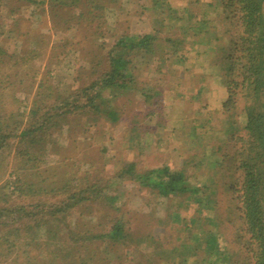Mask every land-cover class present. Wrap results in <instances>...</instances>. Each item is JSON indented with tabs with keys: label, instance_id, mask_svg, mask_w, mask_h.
Instances as JSON below:
<instances>
[{
	"label": "rangeland",
	"instance_id": "obj_1",
	"mask_svg": "<svg viewBox=\"0 0 264 264\" xmlns=\"http://www.w3.org/2000/svg\"><path fill=\"white\" fill-rule=\"evenodd\" d=\"M53 1L0 0V61H7L8 54L25 53L32 48L35 54L20 73V77L29 78L26 84L17 83L16 66L0 64V117L6 111L7 119L18 121L12 124L18 129L9 132L15 137L6 138L12 147H3L0 153L7 162L0 183L15 177L11 171L19 159L15 152L21 141L18 132L30 125L29 107L37 99L42 104V120L49 125L44 131L47 137L33 150L42 161L41 167H46L49 177L56 180L53 194L44 200H25L23 211L29 216L24 218L31 226L0 244V264H146V260L147 264H251L249 246L253 245L233 190L238 170L231 156L239 143L235 144V136H231L233 126L226 125L239 118L244 93L235 95L237 112L233 116H227L224 107L232 89L228 67L234 53L224 44L222 47V42H227L232 34L224 29L223 24H228L226 15L225 22L221 17L223 11L231 14L226 10V1L76 0L74 6L63 12L65 26L68 24L69 28H61V21L57 25L59 18L53 21ZM203 9L210 19L209 31L218 39L195 43L189 29L185 38L192 42L184 40L178 47L163 40L156 55L138 59L131 66L139 81L136 87L112 93L100 90L108 98L105 105L114 110L115 119L82 112L69 117L71 109L55 115L53 121V116L49 119L48 115L54 113L47 108L50 104L59 113L62 102L76 100L82 104L86 95L99 88L97 84L87 93L82 92L106 68L107 53L118 34H141L158 28V37L169 33L172 37L184 24L174 16L187 14V22L191 23ZM159 18H165V25L158 26ZM95 33L99 36L97 42L89 41L88 36L94 37ZM173 50L176 54H172ZM49 61H59L57 70H51L53 63L48 65ZM41 78L44 86L53 82L58 89L57 98L45 93L40 98L36 94L37 90L42 92V87L38 89ZM147 93L150 96L146 98ZM260 108L264 111V99ZM223 124L228 126L225 134ZM0 125L4 126L0 135L11 126L5 121ZM129 162L135 165L133 172L163 166L180 169L187 183L198 188V196L206 195L211 206L201 208L193 202L185 211L179 203L187 200L186 195L165 197L149 192L133 179L132 173L121 171ZM72 166L80 172L89 168L93 176H101L103 196L96 195L90 202L88 191H83L86 185L97 184L94 177L73 179L66 187H58L57 179L63 183L62 172H69ZM73 194L75 205L52 215L58 209L54 201L62 196L68 200ZM18 203L11 200L9 206ZM5 205L1 200L0 207ZM178 213L177 220L171 218V214ZM188 214L218 223L220 251L212 255L199 252L186 262L160 256V252L185 240L196 228L208 227V221L203 220L200 227L199 223L195 227L190 223L183 229L180 222H191ZM118 220L123 223L122 239L112 242L107 236L98 237ZM196 236L194 232L192 238ZM202 240L203 237L195 240L194 246H200Z\"/></svg>",
	"mask_w": 264,
	"mask_h": 264
},
{
	"label": "trees",
	"instance_id": "obj_2",
	"mask_svg": "<svg viewBox=\"0 0 264 264\" xmlns=\"http://www.w3.org/2000/svg\"><path fill=\"white\" fill-rule=\"evenodd\" d=\"M225 1L226 10L231 14H224L223 11L221 17L222 21L225 22L224 16L226 15L228 24H223L224 29L226 33L232 34L227 42H222V47L224 44L227 49L234 51V53L230 55L232 63L228 67L232 89L230 88V95L226 102L224 101L227 116H233V114L237 112V99L235 95L237 93H244L245 96L238 114L239 118L226 124L233 126L231 136H235V144L239 143L238 148L235 150V154L231 156L235 159L236 169L238 170L233 190L237 193L240 215L244 221L245 230L249 234L250 243L253 245V247L249 246L251 264H264V111L260 108L261 100L264 99V0ZM75 3L76 0H54L51 4V9L54 13L53 21L59 18L57 25L61 24V21L63 23L61 28L62 26H64V28H69L68 24L65 26V22L67 21H65L63 12H67ZM166 8L168 9L167 14L170 13L169 6H166ZM161 13H164V11L161 10ZM200 13L201 15L196 20H192L191 23L187 22V14L185 16H174L173 18L175 20H179L184 24H181L179 28L180 31L174 32L172 37L170 33L169 35L165 34L164 36L158 37V28H155L156 31L151 30L141 34L132 35L128 32L118 34L107 53L106 68L99 72L100 76L97 80L95 79L93 82L85 85L82 92L87 93V90H91L92 87L97 84H99V88L90 96L86 95L82 104H79L76 100L62 102L59 106V113H56L55 111L57 108H54V105L50 104L47 108L54 111V113L48 115L49 119L53 116V118H51V121H53L55 115H63V113L69 111L67 109L73 111L71 112L72 114L70 113L71 115H69V117L75 114L78 115V112H82L88 115L102 114V116H105L107 119L109 117L115 119L116 115L114 110L105 105V103L109 101L108 98L102 96L100 90L107 89L109 93H112L114 90L123 92L124 90H132L133 87H136L134 85L135 83L138 85L139 81L131 66L136 65L138 59L143 60L144 58H150L156 55L163 40L171 41L174 45L179 47L184 40H187L185 35L189 29L193 32L192 41L195 43H200L209 38L214 40L218 39L213 31H209L208 25L210 24V19L207 18L206 10L203 9ZM163 20H165V18L156 19L158 26H161ZM153 21H155V19H153ZM53 28H55V30L58 29L56 26ZM98 38L99 36L96 33L94 37L88 36L89 41ZM192 41L190 40L188 42ZM95 42H97V40H95ZM52 48H54V45ZM33 49L34 48L25 53L8 54L7 61H0V64L4 63L3 65H7L5 63H8L11 68H15L16 66L15 74L19 76V78H17V83L19 81L22 83L25 82V84L29 82V78L20 77V73L26 61L35 55ZM86 51L92 50L87 49ZM173 51L172 54H176V52ZM2 52L3 48H0V53ZM51 63H53L51 70H57L59 61H49L48 65ZM10 75L11 77H16L14 74ZM48 78L50 79L49 75ZM41 87L42 92L38 90L36 92L37 95H40V98L43 97L44 93L48 97H54L55 95V98H57L58 89L53 85V82L44 86V80L41 78L38 83V89ZM144 96L147 98L150 95L147 93L144 94ZM63 104L65 107H63ZM41 105L38 99L32 102L29 107L30 118L28 121L30 125L26 124L18 132V134L21 135V141L16 145L17 150L15 152L19 155V159L15 161V167L11 171V174L15 177L9 180V182L3 180L0 183V201L6 202L4 207H0V244L8 237L16 236L19 230L31 226V224L27 222L28 218H24L29 216L26 215L28 213L23 211L25 209V200H27V202L44 200L47 195L53 194L52 192L55 189L56 180L54 182V180L49 177L46 167H41L42 161L39 155L33 150L34 146H36L39 141L47 137V132L44 131L49 123L47 124L46 121L43 122L42 120V114L39 113ZM43 107H45V104H43ZM62 107L66 110L62 109ZM2 114L6 115L2 116V118L0 117V123L5 121L7 126H11H8L10 129L7 131L5 130V132L0 135V153L3 152V147H12V145L10 146L8 144L6 138L15 137V134H9V132L14 133L13 128L16 130L18 129L17 125H12L13 123L17 124V120L7 119L6 111ZM226 125L223 124V134L227 131L228 126ZM2 127L4 126L0 125V130ZM6 164L7 162L0 157V180L3 177ZM134 166L133 162H129L121 171L124 173H132L133 179L141 186L146 187L151 193L165 197L186 195V199L189 203L187 200L179 203L184 205L183 210L188 211L191 207L190 203L193 202L197 203L201 208L211 206V203L205 199L206 195L204 197L198 196V188L187 183L185 175L180 169H170L167 166H163L162 168H152L143 171L140 170V172H133ZM44 170H46V172ZM88 177L97 178V184L90 183L84 187V190L83 188L79 190L88 191L91 202L93 201L92 197L96 195L101 196L103 194L101 191L102 186L100 185L104 180L97 174L93 176V172L89 168L85 170V172L84 170L80 172L75 166H72L69 172L64 170L62 172L63 183L57 179L59 183L58 187H66L73 179L86 180ZM94 186L96 188H94ZM74 195L75 194H73V196L70 195L68 200H65L62 196L54 201L57 203L58 209L53 210L52 215H55V212L60 211L68 205H75L73 203ZM11 200H13V202L18 200V205L10 207L9 204ZM201 208H198V211H200ZM188 216L191 222H180L183 229L189 226L190 223H192V227H195L196 224L199 223L197 226L200 227V222L203 220L208 221V227L196 228L185 240L179 242L171 249L164 250L166 251L164 253L160 252V256L170 258L176 262H186L192 261L199 252L212 255L220 251L217 237L219 231L216 228L218 223L209 222L208 218H201L199 215L188 214ZM178 217L179 213L176 216L171 214L172 219L177 220ZM47 219L49 220V218ZM184 220L187 221V218ZM194 232L197 236L192 238ZM123 235V223L118 220L112 222L109 231L104 234H98V237L103 238L107 236L112 242H116L122 239ZM199 237H203V240L201 245L196 247L193 242L200 239ZM185 251H187V253H185ZM225 258L226 255H223V259ZM218 259H221V256H219ZM147 262L148 260H146V264ZM220 264H224V262H220Z\"/></svg>",
	"mask_w": 264,
	"mask_h": 264
}]
</instances>
